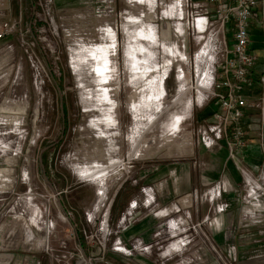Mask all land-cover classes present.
<instances>
[{"label": "rangeland", "instance_id": "374dc122", "mask_svg": "<svg viewBox=\"0 0 264 264\" xmlns=\"http://www.w3.org/2000/svg\"><path fill=\"white\" fill-rule=\"evenodd\" d=\"M167 3L36 0L30 21L25 0H0L13 25L0 38V264H239L240 243L242 264H264V184L251 200L244 180L263 171L225 138L198 142L210 63ZM40 209L52 235L64 221V242L9 237ZM119 237L151 248L117 253Z\"/></svg>", "mask_w": 264, "mask_h": 264}, {"label": "built area", "instance_id": "2783aa9c", "mask_svg": "<svg viewBox=\"0 0 264 264\" xmlns=\"http://www.w3.org/2000/svg\"><path fill=\"white\" fill-rule=\"evenodd\" d=\"M168 1L169 3L165 5L167 8L164 9L165 12L168 13L172 8L178 12L179 16L187 17L186 23L190 25L193 32L197 33L198 41L201 44L196 54L204 65L207 62L210 63L209 76L212 74L211 67L215 65V78L208 91L209 97H212V106L210 107L211 113L207 117H210L212 122L209 125V131L206 129L200 131L198 142L211 148L219 139L225 138L228 141L229 156L234 158L240 153L244 158L251 143L248 134L256 135L259 131L257 136L262 137L264 133V120L259 123H251L246 120L251 104L248 98L242 94L243 88L247 86L250 72L255 68V55L252 52V38H250V21L260 0H207L206 4L195 0ZM12 29L13 25L9 22L2 23L0 38L9 35ZM220 54L221 58H218ZM204 65L199 64L196 67L198 79L206 77ZM82 167H74V172ZM79 178L81 177L79 176ZM244 180L245 184L252 188L248 199H257L258 191L255 187L260 186L261 188V185H256L250 177H245ZM221 187L219 185V189ZM99 188H101L100 185ZM110 203L102 224L107 227L110 210L114 204L112 201ZM23 218L31 227L43 230V226H46L47 233L52 231L53 224L47 216H43L41 209L33 217L27 215ZM126 219L127 217H123V221ZM95 220L97 219L95 218ZM130 246L131 248L126 246L119 237L113 247L115 252L125 255H132L135 251L145 252L151 248L142 242L133 243Z\"/></svg>", "mask_w": 264, "mask_h": 264}, {"label": "crops", "instance_id": "0c3cea01", "mask_svg": "<svg viewBox=\"0 0 264 264\" xmlns=\"http://www.w3.org/2000/svg\"><path fill=\"white\" fill-rule=\"evenodd\" d=\"M196 2H201L203 4H206L207 0H195ZM172 9L170 10V15L172 13ZM263 17H264V0H260L259 6L254 12V15L250 21V38H252V52L255 55V65L252 72H250L247 86H245L242 90V94L248 98L249 103L251 104V107L248 109L247 118L246 120L251 123H259L264 120V23H263ZM169 32V31H168ZM165 33V32H164ZM212 74H210V86L205 89L207 93V101H209L208 98V91L211 88L214 78H215V65L212 67ZM259 73V77H257V74ZM258 80L261 81V87ZM205 100V99H204ZM203 102V106H204ZM212 105H209L208 108H200L203 109L202 113L200 114L202 116V119L210 115V107ZM202 107V106H201ZM201 119V117H200ZM255 135H252L251 143L249 144V147L247 149L246 155L243 159V169H245L247 172L250 171L251 174L253 172L259 173L260 168L261 171H263L262 174H260V181L254 180L250 174L244 175L245 177H250L253 179L255 184H264V133L262 135V138L253 139ZM259 139L261 142H259ZM263 141H262V140ZM227 149V148H226ZM244 172L246 173V171ZM254 174V173H253ZM188 177V175H187ZM192 178V173L189 175V182L188 185L190 186V181ZM242 192L240 193V195ZM251 200H254V198H251ZM61 219V218H60ZM57 222V234L52 235L49 233V235L45 234L43 230H34L31 229V227L23 224V222H20L18 220L17 223H22V226H17L13 232H10L9 237H15V242H24L26 247H29L31 249H42L45 245V242H56V244H60V242H64V221L55 219ZM60 224L63 226V229H58V225ZM22 228V229H19ZM18 229V230H17ZM18 237V239H17ZM14 238V239H15ZM9 239V238H8ZM5 241V238H4ZM44 243V244H43ZM246 248V246H243V244H239V264H242L244 258L241 256L242 250ZM30 251V249H29ZM246 262H248L249 258L245 259ZM40 264L41 262L38 261ZM8 264V263H7Z\"/></svg>", "mask_w": 264, "mask_h": 264}, {"label": "trees", "instance_id": "16d2710c", "mask_svg": "<svg viewBox=\"0 0 264 264\" xmlns=\"http://www.w3.org/2000/svg\"><path fill=\"white\" fill-rule=\"evenodd\" d=\"M26 1V4H28V6L31 8L30 12H29V15H28V18L30 21H32V17H33V14L35 12V9L36 8V0H25ZM18 4V2L16 3V5ZM34 21V20H33ZM40 23V21H37L36 25H38ZM34 39L36 40V36H34ZM63 116H65V119L64 121L66 122V110H64V113H63ZM66 124V123H65ZM43 158H44V155H43ZM119 196V195H118ZM118 198V197H117Z\"/></svg>", "mask_w": 264, "mask_h": 264}, {"label": "bare ground", "instance_id": "6f19581e", "mask_svg": "<svg viewBox=\"0 0 264 264\" xmlns=\"http://www.w3.org/2000/svg\"><path fill=\"white\" fill-rule=\"evenodd\" d=\"M140 48V47H139ZM94 70L96 71V67L94 68ZM97 72V71H96ZM108 72V71H107ZM98 74H100V73H98ZM57 197V196H56ZM83 261L86 263V264H89V260L88 259H86V258H84L83 259Z\"/></svg>", "mask_w": 264, "mask_h": 264}, {"label": "water", "instance_id": "95a60500", "mask_svg": "<svg viewBox=\"0 0 264 264\" xmlns=\"http://www.w3.org/2000/svg\"><path fill=\"white\" fill-rule=\"evenodd\" d=\"M48 182H49V181H48ZM53 191L56 192L54 189H53ZM258 222H260V221H259V220L251 221V223H258ZM248 223H250V222H248Z\"/></svg>", "mask_w": 264, "mask_h": 264}]
</instances>
